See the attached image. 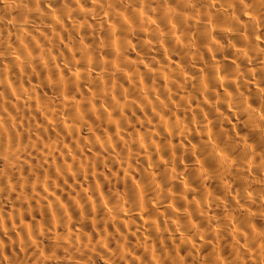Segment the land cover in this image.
Returning a JSON list of instances; mask_svg holds the SVG:
<instances>
[{"label":"bare ground","instance_id":"obj_1","mask_svg":"<svg viewBox=\"0 0 264 264\" xmlns=\"http://www.w3.org/2000/svg\"><path fill=\"white\" fill-rule=\"evenodd\" d=\"M0 264H264V0H0Z\"/></svg>","mask_w":264,"mask_h":264}]
</instances>
